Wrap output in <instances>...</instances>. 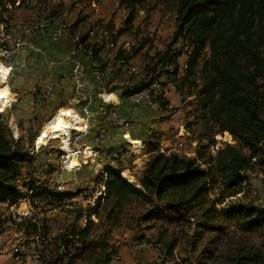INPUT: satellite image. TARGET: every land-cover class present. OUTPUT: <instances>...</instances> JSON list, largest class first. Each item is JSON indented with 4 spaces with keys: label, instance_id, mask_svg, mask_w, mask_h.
I'll return each mask as SVG.
<instances>
[{
    "label": "trees",
    "instance_id": "1",
    "mask_svg": "<svg viewBox=\"0 0 264 264\" xmlns=\"http://www.w3.org/2000/svg\"><path fill=\"white\" fill-rule=\"evenodd\" d=\"M143 1L125 3L134 14L135 4ZM7 5V0H0L1 10ZM177 9L178 32L153 70L173 65L175 82L179 64L173 49L182 41L192 50L186 79L207 49L210 57L202 67L204 84L199 92L207 121L216 133L228 131L239 146L226 143L214 155L198 142L197 157L166 155L157 145L151 147L137 177L141 187L125 179L123 170L106 167L105 195L93 208L98 221L87 217L85 225H79L85 216L79 210L75 221L49 243L54 249H42L50 252L51 260L41 256L46 264H74L85 252L93 264H110L118 254V247L110 242L116 229L130 232L138 242H151L143 231L155 229L156 244L173 256L179 242L175 228L195 229L198 238L214 233L208 243L215 241V246H204L202 251L210 264H264V251L249 243L252 234L264 232V207L245 203L244 197L233 199L240 193L244 196L245 174L264 157V0H177ZM87 39L81 37L86 46ZM99 51L93 46L95 59ZM122 53L119 58L124 62L132 59L131 53L126 57ZM150 83L151 77L139 89ZM157 100L162 108L168 105L165 98ZM7 132V123L0 120V203H15L20 193L17 180L31 157L19 151ZM33 196L49 202L66 197L42 187ZM31 226L39 230L36 223ZM192 244L196 246V241Z\"/></svg>",
    "mask_w": 264,
    "mask_h": 264
},
{
    "label": "rangeland",
    "instance_id": "2",
    "mask_svg": "<svg viewBox=\"0 0 264 264\" xmlns=\"http://www.w3.org/2000/svg\"><path fill=\"white\" fill-rule=\"evenodd\" d=\"M7 1V9L5 11L0 9V22L12 26L15 21L30 17H53L58 22L64 21L69 27L70 34H77L80 37L87 35V40L91 41L96 49H100L98 58L95 59L99 68L105 70L107 66L112 67V72L103 80L105 89L110 90H116L117 87H127V91L133 90L140 87L149 77L159 79L161 77L158 74L159 69L153 70L156 60L162 53L170 50L178 32L177 0H144L135 4L134 14H131L125 0ZM95 33H99L100 37L93 38ZM108 41L113 42L114 47H109ZM38 42L51 54L56 64V61H59L56 59L58 52L53 42L48 37L41 38ZM180 42V46H174L173 49L177 51L179 72L175 82L171 80L173 75L168 78L174 85L171 89L179 100L173 104L171 109L173 114L162 117L166 121L165 128L151 130V133L147 131L150 128L146 130L145 151L141 154L146 155V159L138 160V168H132L130 173L127 172L136 180L150 157L149 149L156 145L159 151L166 155L175 153L187 157H197L198 142L207 145L208 151L214 155L217 149L226 143L239 146L233 136L228 137L225 131L216 133V128L207 121L208 112L203 106V97L199 96L204 84L202 67L210 57L209 51L203 50L194 71L188 78L183 79L188 55L192 50L185 52L183 49L185 44ZM124 47L130 51L126 55L132 54L129 62L136 69L134 73L127 62L119 58L121 50L124 56ZM25 51L20 59L21 67L12 77V84L15 87L12 108L2 113L0 120L7 123L8 137L15 142L19 151L31 157V164L24 165L23 174L17 180L20 193L16 202L0 203V264H46L42 259L44 256L39 258L35 256L41 249L37 243L39 232L48 235L51 242L52 234L57 235L59 229L71 225L79 210L85 216L98 221L93 208L97 207L98 199L104 197L106 189L108 164L100 166L91 161L82 164L76 171L68 169L59 152L61 146L59 140L52 139L50 142L41 143L44 125L53 115L46 118L50 104L46 100L38 101L36 93L42 87L43 81L55 77L57 71L48 68L40 55ZM102 53H105L104 59L101 58ZM83 58L88 61L86 57ZM66 69L68 71L69 68ZM47 71L49 74H46ZM123 95L127 96V93ZM14 125L18 129V135L14 134ZM90 139L88 136L86 142L90 143ZM114 166L116 165L110 168L119 170ZM59 185L64 186L61 193H65L66 196L60 202L45 201L42 197L33 196L31 192L37 187L54 192ZM244 187L246 191L244 196L240 193L233 199L244 197L245 203L251 202L255 206L264 207V157L245 174ZM10 207H14L15 210L11 211ZM26 212H29V215L21 216L20 222L13 220L12 213L18 217L17 213ZM255 218L259 219L261 216L256 215ZM31 223H36L39 230H34ZM175 229L179 242L173 256H168L165 251L160 253L161 245L155 242L157 234L155 229L143 231L145 239L151 237V242L146 240L138 242L130 232L128 233L131 238L127 241L117 238L116 242L120 241V247L127 246V250L138 254L143 264H210L202 251L204 246L210 249L215 246V241L208 243L214 233H203L202 237L198 238L195 229ZM113 240L112 236L111 241ZM194 241L196 246L192 244ZM249 243L264 251V232L261 230L252 234ZM47 247L49 250L54 249L52 243ZM23 248L27 249L24 253ZM160 256L162 262L157 261ZM92 261L89 258L88 262L80 261L77 264H92Z\"/></svg>",
    "mask_w": 264,
    "mask_h": 264
},
{
    "label": "bare ground",
    "instance_id": "3",
    "mask_svg": "<svg viewBox=\"0 0 264 264\" xmlns=\"http://www.w3.org/2000/svg\"><path fill=\"white\" fill-rule=\"evenodd\" d=\"M60 22L56 21L53 17H30L25 20H18L15 21L12 26L4 23V26L6 29H10L12 31H4V42H11V38H18L19 40H13L10 43V51H17L21 48V43H29V36L36 35L41 32H47V30H50L52 28L57 27V25ZM64 33H69V27L68 25L64 26V31H55V38H62L64 37ZM69 41H70V48H69V55L70 57L81 59V64L84 66V60L83 57H86L88 59V62L90 63V66L94 68V77L98 81H103L104 77L107 76L112 72V67L107 66V75H106V69L101 70L99 68V65L96 63L95 58L93 57V43L91 41L87 40L86 43H89L90 45L86 46L85 43L81 41V37L77 34H66ZM109 47H114V43L111 41H108ZM181 42L178 41L175 43V47L180 46ZM185 46L183 47V49ZM190 50V47L186 45V52ZM7 53V44H0V54H6ZM49 66H54L55 62L53 60L48 61ZM166 70V72H164ZM8 70L5 69L0 65V115L4 112H2L3 108L5 106L10 105V94L11 90L9 85L6 82L5 76L7 74ZM174 72V66L173 65H161L159 68L160 78L157 79L160 83L155 82V79H152L151 77V83L139 89H133V90H125V93H128V96H131L132 94H140L142 91H144V102L148 103L152 106L159 107V101L157 100L159 97L164 98L168 93V87L166 86H172L174 85L169 82L168 78L173 75ZM160 84H163L161 86ZM37 95V100L40 101V95H43V88H40ZM120 95L115 91L114 94H108L104 93L101 97V101L98 103V110H92V117L94 115V112L96 111L98 115L100 116L102 123L105 125H110L112 127H116L118 125V115L116 111H111L112 109V102L110 100H114L115 104L118 102V98ZM131 101V98H128ZM99 110H103V112H107V121H106V113H99ZM76 113H81V110L74 109V112L70 110L62 109L61 111H56L53 116L51 117L52 120L49 121L44 128H46L48 135L42 136L41 143L44 142H50L52 139H57L61 142V146L59 148V152L61 153V158L63 159L64 164L66 167H76L79 164V161L77 159V155L74 154L73 157H69V152H71L70 149V143H71V131L72 129H82L87 128V121H81L79 119V116ZM14 134L18 135V129L14 125L13 126ZM90 129H84L83 130V137H88L90 134ZM105 130V129H100ZM225 133L228 135V137H231V134L228 131H225ZM98 132L94 135L97 136ZM135 148L136 149H130V156H138L141 155L143 151H145V142L140 140L134 141ZM58 149V148H57ZM87 157L90 156V151L85 146H82L79 148V155H86ZM115 156V148H108V152L106 153V161L108 163L109 167H113V165H116L114 167L118 168L117 162H108L110 157ZM66 162V163H65ZM122 176L125 177L130 183L134 184L137 187H141L138 180H136L134 177L129 175L126 172H121ZM64 190V186L59 185L56 188V191L54 193H61ZM34 195V191H31ZM31 194V193H30ZM45 201H48L47 199H43ZM11 211H14V207H10ZM31 212V211H30ZM12 213V218L15 222H20L21 216H28L29 212L26 214L21 213ZM31 217V216H30ZM11 218V219H12ZM25 221V220H24ZM22 222V221H21ZM41 235H44V233H41ZM50 243L47 239H39L38 244L41 246V248L46 247ZM159 250H163L162 247H159ZM23 253L27 251L26 248L22 249ZM165 255V254H164ZM37 258L41 256V252L38 255H35Z\"/></svg>",
    "mask_w": 264,
    "mask_h": 264
},
{
    "label": "crops",
    "instance_id": "4",
    "mask_svg": "<svg viewBox=\"0 0 264 264\" xmlns=\"http://www.w3.org/2000/svg\"><path fill=\"white\" fill-rule=\"evenodd\" d=\"M53 45L56 47V51L58 52V57H56L57 60L56 64L54 66H47L46 63L45 65L50 68L51 70H56L57 74L55 77L49 78L42 84V87L51 79L57 78L59 80V86L54 88L52 91V95L46 100L48 104H50L47 108L46 111V118H49L52 116L58 109L60 108H71L74 107L76 110H81L80 105H75L71 101L72 97V91H73V82L70 78V65L69 63H66L63 61L64 57L69 51L70 48V41L65 35L64 37L61 38L59 42H53ZM26 49L21 50L17 57L15 58L13 62V72L9 80V87L12 92V96L14 97L15 91H14V86L12 84V77L13 74L20 69V59L22 56L25 54ZM36 54V53H35ZM48 55L51 56V54L48 53ZM101 58H105V53L101 54ZM84 66H85V91L91 95H94L97 100L98 93H101V89H105L103 81H98L94 77V68L90 66V63L84 59ZM44 61V60H43ZM54 61V60H53ZM55 62V61H54ZM68 67V71L66 69ZM46 74H49L48 71ZM114 85L116 83H113ZM119 84V83H118ZM174 88V87H170ZM128 89L122 88V87H117L116 92L120 95L118 98L117 102V107L120 112V115L125 118L126 120H129L131 122V126H129L127 129H119L116 127H112L110 125H105L102 123V120L98 113L95 111L93 115V121L90 123L91 124V130L90 134L88 135L90 139L91 145L95 148V154L93 156L94 160L97 165H106L108 164L106 161V153L108 152L109 147H97L94 145L93 139L91 136H94L98 130L100 129H105L107 133L110 134V140H109V145L112 147H119L123 146L126 144V141L123 138V133L128 132L130 134V137L136 141H145V134L146 130L150 128V130H147L148 132L151 130H156L157 128H165L166 121L162 119L164 116H170L173 114V111L171 110L172 107L174 106L173 104L179 100L172 89H170L169 93H167V100H168V105L165 108L162 107H155L152 106L148 103L142 104V105H134L127 96L123 95L125 93V90ZM52 110V112H50ZM52 113V114H50ZM50 114V115H49ZM151 133V132H149ZM82 147V146H80ZM87 148V146H85ZM110 147V149L112 148ZM114 149V148H113ZM89 151V149H88ZM91 155V152H90ZM108 166V165H107ZM85 220L82 222V220ZM87 216H84L80 221L79 225L84 226L86 223ZM62 231V229H59L58 232ZM56 233H53L52 236H54ZM113 242L110 241L111 243L115 244L118 247V254L113 258L110 264H143L142 259H139L138 254H133L131 250H127V246L125 248L120 247V241L116 242V239L119 238L123 241H127L129 238H131V235L128 232H124L123 230H114L113 232ZM52 238V239H53ZM112 238V237H111ZM136 242V241H135ZM138 243V242H137ZM43 248L40 249L41 256L44 255L46 257L50 256V252L46 249L43 250ZM89 254L85 252L81 257H79L74 264L79 263L80 261L88 262L89 261ZM4 256V255H3ZM137 259L135 260L134 259ZM93 264V263H92Z\"/></svg>",
    "mask_w": 264,
    "mask_h": 264
},
{
    "label": "built area",
    "instance_id": "5",
    "mask_svg": "<svg viewBox=\"0 0 264 264\" xmlns=\"http://www.w3.org/2000/svg\"><path fill=\"white\" fill-rule=\"evenodd\" d=\"M65 25L66 24L64 23V21L60 20V23L57 25V27L52 28L50 30H47V32H41V33H38L36 35L29 36V43H21L20 50L10 51V43L13 40H19V36H18V38H11V42H4V31H12V30L6 29L4 26V22H0V44H7V53L6 54H0V65L8 70V72L5 76V79H6V82L8 85H9L10 77H11L12 72L14 70L13 62L21 50L26 49L30 52H33V53L40 55L43 58V60L47 66H48V61L54 60L53 58H51L48 55L47 50L41 44H39L38 40L41 38L48 37V39L51 42H55V43L59 42L61 40V38H55V31H64ZM66 34H70V33H64V35H66ZM98 34L99 33H95V37H93V38H99L100 36ZM108 38H110V36H108ZM184 51L186 52V44H185ZM128 52H130L129 49H126V47H124V57H126V53H128ZM63 61L66 63H69V65L71 67L70 78L73 82V91H72L71 101L75 105L81 106V113H76V114L79 116V119L81 121H87V128L72 129V131H71V143H70L71 152H69V157H73L74 154H76L77 159L79 161V164L73 168L66 167V165H65V167L68 169H73L76 171L81 167L82 164L84 165V164H87L91 161L93 162V160H94L93 156L95 154V148L93 147V145L86 142L87 137H83V130L91 128L90 123L93 121L92 110H98V103H99V101H101V97L103 96L104 93L115 95V90L101 89L102 92L98 93L97 98L99 100H97L94 95H91L85 91V87H86L85 78H84L85 66H82L81 59L70 57L69 51H68V53L64 57ZM130 64H131V62L127 61V65H128V67L132 68V72L133 73L136 72L135 67H133ZM106 75H107V69H106ZM155 82L160 83L159 81H157V79H155ZM160 85L163 86V84H160ZM58 86H59V80L57 78H54V79H51L50 81H48L43 87H41V88H43V95H40V101L47 100L52 95L53 89L58 87ZM166 87H168V93H169L171 88H170V86H166ZM128 98H131V102L134 105H136V106L142 105V104H144V91H142L140 94H132L131 96H128ZM165 99H167V95L165 96ZM110 102H112L111 111H116V113L118 115V125L116 126V128L127 129L129 126H131V122L129 120H126L125 118H123L120 115V112H119L118 107L115 104L114 100H110ZM12 105H13V96H12V92H11V94H10V105L5 106L2 110V112H5V111L11 109ZM62 109L70 110V111L74 112V107L60 108V109H58V111H61ZM99 113H106V121H107V112H103V110H99ZM51 120H52V118H50L46 122V124ZM46 124L44 125V127L46 126ZM149 132H151V131H149ZM46 134L48 135L49 133H47L46 128H44L42 136H45ZM42 136H41V138H42ZM123 138L126 141L125 145L119 146V147H112L109 145L110 134L107 133V131L98 130V135L92 136L94 145H96L97 147H101L103 149H104V147L115 148V156L110 157L108 162H117L119 170H123V172L130 173L132 168H134V169L138 168V162L137 161L144 159L146 155L130 156V149H136L135 143H134L135 140L130 137V134L128 132L123 133ZM80 146H87V149H89V151L91 152L90 157H87V153H86V155H79ZM26 213H28V212H26ZM26 213H22V214H26ZM39 239H47L50 241L48 235H41V232H39ZM38 240H37V243H38ZM63 249H64V246H60V250L62 251ZM159 251H161L160 253L163 252V250H159ZM157 261L158 262L163 261L161 256L157 259Z\"/></svg>",
    "mask_w": 264,
    "mask_h": 264
},
{
    "label": "water",
    "instance_id": "6",
    "mask_svg": "<svg viewBox=\"0 0 264 264\" xmlns=\"http://www.w3.org/2000/svg\"><path fill=\"white\" fill-rule=\"evenodd\" d=\"M125 178V177H124Z\"/></svg>",
    "mask_w": 264,
    "mask_h": 264
}]
</instances>
